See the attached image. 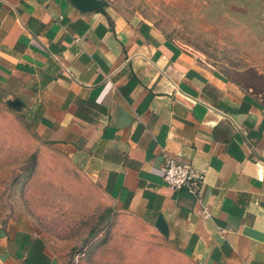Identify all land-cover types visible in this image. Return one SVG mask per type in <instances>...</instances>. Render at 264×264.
Returning <instances> with one entry per match:
<instances>
[{"label": "crops", "instance_id": "0c3cea01", "mask_svg": "<svg viewBox=\"0 0 264 264\" xmlns=\"http://www.w3.org/2000/svg\"><path fill=\"white\" fill-rule=\"evenodd\" d=\"M102 1L0 0V264H264V98Z\"/></svg>", "mask_w": 264, "mask_h": 264}, {"label": "rangeland", "instance_id": "374dc122", "mask_svg": "<svg viewBox=\"0 0 264 264\" xmlns=\"http://www.w3.org/2000/svg\"><path fill=\"white\" fill-rule=\"evenodd\" d=\"M105 2L116 13L139 15L244 91L264 98V0Z\"/></svg>", "mask_w": 264, "mask_h": 264}, {"label": "built area", "instance_id": "2783aa9c", "mask_svg": "<svg viewBox=\"0 0 264 264\" xmlns=\"http://www.w3.org/2000/svg\"><path fill=\"white\" fill-rule=\"evenodd\" d=\"M165 185L174 192L185 191L191 196H197L203 183L204 175L190 164L180 163L174 159H166L162 168ZM76 254L74 259L78 261Z\"/></svg>", "mask_w": 264, "mask_h": 264}, {"label": "water", "instance_id": "95a60500", "mask_svg": "<svg viewBox=\"0 0 264 264\" xmlns=\"http://www.w3.org/2000/svg\"><path fill=\"white\" fill-rule=\"evenodd\" d=\"M73 6L78 9L80 12H100L105 14L103 8V1L102 0H69ZM157 230L160 233L166 234V226L163 223L162 219L159 218L158 224H156Z\"/></svg>", "mask_w": 264, "mask_h": 264}, {"label": "trees", "instance_id": "16d2710c", "mask_svg": "<svg viewBox=\"0 0 264 264\" xmlns=\"http://www.w3.org/2000/svg\"><path fill=\"white\" fill-rule=\"evenodd\" d=\"M103 7H105V3H104V5H103Z\"/></svg>", "mask_w": 264, "mask_h": 264}]
</instances>
